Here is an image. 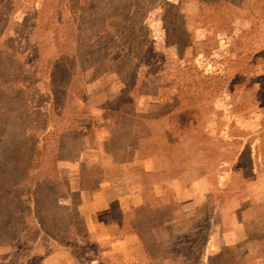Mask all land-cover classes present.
Returning <instances> with one entry per match:
<instances>
[{"label": "rangeland", "instance_id": "obj_1", "mask_svg": "<svg viewBox=\"0 0 264 264\" xmlns=\"http://www.w3.org/2000/svg\"><path fill=\"white\" fill-rule=\"evenodd\" d=\"M0 264H264V0H0Z\"/></svg>", "mask_w": 264, "mask_h": 264}]
</instances>
